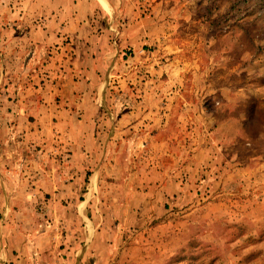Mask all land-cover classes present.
Segmentation results:
<instances>
[{
    "label": "rangeland",
    "instance_id": "rangeland-1",
    "mask_svg": "<svg viewBox=\"0 0 264 264\" xmlns=\"http://www.w3.org/2000/svg\"><path fill=\"white\" fill-rule=\"evenodd\" d=\"M9 1L0 38L24 24ZM105 18L120 61L89 112L109 152L74 154L76 187L57 126L82 118L73 81L0 41V264H264V0H123Z\"/></svg>",
    "mask_w": 264,
    "mask_h": 264
},
{
    "label": "crops",
    "instance_id": "crops-1",
    "mask_svg": "<svg viewBox=\"0 0 264 264\" xmlns=\"http://www.w3.org/2000/svg\"><path fill=\"white\" fill-rule=\"evenodd\" d=\"M122 1H9L11 13H17L18 18L23 20V25L26 27L23 25L22 27H4L1 31L2 38H0V41L5 40L6 45H12L16 50L20 46L25 48L32 43L35 48L42 49L39 50L40 53L47 54L49 60L46 61L53 68L56 67L57 63L59 66L64 64L63 69H57L58 67H56L55 71L52 72L55 76L63 77V81L67 85L70 81L71 83L73 81L72 93L69 92V89L63 92L64 96L69 99V103L74 101L70 110L75 109V112L81 115L82 118L78 117L74 122L61 119L57 122V126L61 128H74L70 137L66 135V140L70 141L67 144L73 146V153L69 156V162L71 163L69 182L71 186L76 187L75 176L78 175V172L74 170V154L76 157H80L82 161H89L90 163L87 165L89 167L92 165L91 154L98 153L99 150L102 154L109 152V135L94 134L97 113L94 115L89 111L99 108L96 96L105 95L108 81L113 76L111 67L120 61L119 54H116L113 50L114 47L105 33L107 27L105 17L120 12ZM16 3L18 8L14 11ZM59 49H61V53L56 55ZM65 49L71 50V56H65ZM59 59L61 60L58 62ZM61 106L63 107V105ZM42 107L46 111L51 110V113H53V105L44 104ZM21 110L23 112V108ZM67 110L69 109H58L57 114ZM46 126L48 124L44 125L43 128ZM14 127H18L17 122ZM90 144L91 147H89ZM98 145L100 148H98Z\"/></svg>",
    "mask_w": 264,
    "mask_h": 264
}]
</instances>
